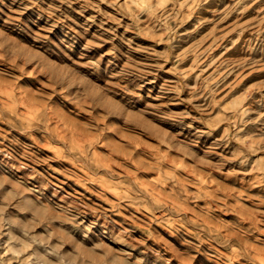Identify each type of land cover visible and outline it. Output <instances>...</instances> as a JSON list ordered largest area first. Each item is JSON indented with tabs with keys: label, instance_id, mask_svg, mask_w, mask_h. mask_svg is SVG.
Segmentation results:
<instances>
[{
	"label": "rangeland",
	"instance_id": "rangeland-1",
	"mask_svg": "<svg viewBox=\"0 0 264 264\" xmlns=\"http://www.w3.org/2000/svg\"><path fill=\"white\" fill-rule=\"evenodd\" d=\"M0 264H264V0H0Z\"/></svg>",
	"mask_w": 264,
	"mask_h": 264
}]
</instances>
